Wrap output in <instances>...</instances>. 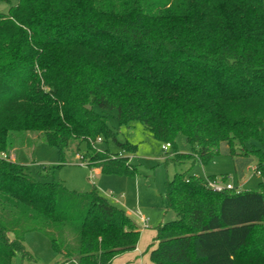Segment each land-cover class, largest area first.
<instances>
[{"label": "trees", "instance_id": "16d2710c", "mask_svg": "<svg viewBox=\"0 0 264 264\" xmlns=\"http://www.w3.org/2000/svg\"><path fill=\"white\" fill-rule=\"evenodd\" d=\"M114 110L170 143L174 161L206 165L225 142L255 157L262 179L259 191L219 192L215 176L168 178L176 218L158 226L151 261L264 264V0H19L0 12V264L32 258L34 231L55 264H112L136 249L139 226L96 186L68 189L47 180L52 167L35 177L10 157L37 133L57 167L83 154L103 174L135 175L137 146L117 139ZM179 132L191 153L173 147ZM99 137L126 155L96 150Z\"/></svg>", "mask_w": 264, "mask_h": 264}, {"label": "rangeland", "instance_id": "374dc122", "mask_svg": "<svg viewBox=\"0 0 264 264\" xmlns=\"http://www.w3.org/2000/svg\"><path fill=\"white\" fill-rule=\"evenodd\" d=\"M18 2L19 0L1 2L0 12H7L11 5H16ZM96 109L99 110L97 107ZM108 123L116 131L119 141L127 140L137 146L136 154L130 155L131 162L137 168L135 175L96 172L95 167L87 165L90 161L85 159L83 154H69L68 162L57 167L59 164L58 150L39 138L37 133H27V138L18 139L11 150L10 157L11 159L17 157L20 163L28 165L30 173L35 177L41 165L52 167L54 173L47 180L61 181L68 189L87 191L96 186L111 203L119 207L124 205V208L130 211V216L137 221L142 231L143 242L150 238V233L144 232L145 230L155 231L156 235L162 219L170 221L176 218L172 211L167 210L165 192L167 179H172L177 172L187 175L197 174L201 177L215 175L220 180L226 176V183H231L238 191L260 190L262 179L255 171L256 158L253 156L232 157L226 143L220 146V154L206 165L199 162H179L172 158L173 148L164 151L163 144L165 143L153 137L140 121H133L129 125L120 124L114 110L108 116ZM173 147L179 153H191V145L182 132L176 135ZM107 149L126 155L125 151L113 140L96 142V150L105 151ZM81 160L87 164H81ZM138 207L149 218L147 227L135 214ZM155 237L144 248V264H154L147 249L155 246L152 244ZM25 248L32 258L17 254L12 264H55L60 261V257L52 249L49 238L41 232L28 233L25 238Z\"/></svg>", "mask_w": 264, "mask_h": 264}, {"label": "crops", "instance_id": "0c3cea01", "mask_svg": "<svg viewBox=\"0 0 264 264\" xmlns=\"http://www.w3.org/2000/svg\"><path fill=\"white\" fill-rule=\"evenodd\" d=\"M225 143V142H224ZM224 143H222V144H224ZM222 144H221V146H222ZM227 144V143H226ZM96 169V172H101L100 171V169H98V168H95ZM195 175H197V174H195ZM209 176H215V175H205V176H203L204 178H206V177H209ZM216 177V176H215ZM217 178V177H216ZM226 180V179H225ZM234 187V186H233ZM235 188V187H234ZM121 208H123V209H125L124 208V205L122 206H120ZM137 209H139L140 211H141V209H140V207H138ZM126 210V209H125ZM126 212L130 215V211L129 210H126ZM135 212V211H134ZM147 217V216H146ZM132 219H133V217H131ZM149 219V218H148ZM134 221H135V219H134ZM136 223H137V221H135ZM164 222H166L164 219H162L161 221H160V223H159V225H161V224H163ZM137 225L139 226V224L137 223ZM140 228V227H139ZM141 230V229H140ZM144 232H146V233H150V238L149 239H146V241H144L143 242V238L141 237V235H142V231H141V233H140V239H139V241H138V244H137V247H136V249L134 250V251H131V252H128V253H125V254H122V255H120V256H118V257H116L115 259H114V261H113V263L112 264H115V263H121V264H124L125 263V261H126V263L125 264H130V263H132V264H144V248H145V246H147L148 244H149V242H150V240L152 239V238H154L156 235H155V231H152V230H150V231H148V230H145ZM156 234H157V231H156ZM152 244H155V240H154V242L152 243ZM151 244V245H152ZM150 245V246H151ZM151 247H149L147 250H149V253H150V251L154 248V247H152L151 249H150Z\"/></svg>", "mask_w": 264, "mask_h": 264}, {"label": "built area", "instance_id": "2783aa9c", "mask_svg": "<svg viewBox=\"0 0 264 264\" xmlns=\"http://www.w3.org/2000/svg\"><path fill=\"white\" fill-rule=\"evenodd\" d=\"M97 142H102V139L99 137L97 139ZM168 148H171V144L170 143H165L163 144V150H168ZM121 155V154H120ZM7 155L5 152H0V158H6ZM131 158V157H130ZM81 164H87L84 161L81 160ZM88 165V164H87ZM207 185L214 189L215 191H223L226 189H233V185L231 183H226L225 180L223 179H207ZM136 216L139 218V220L141 221V223L147 227V224L149 222L148 217H146L139 209L136 210L135 212Z\"/></svg>", "mask_w": 264, "mask_h": 264}]
</instances>
